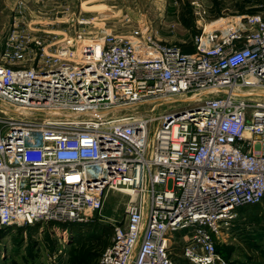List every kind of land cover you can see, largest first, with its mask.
Returning <instances> with one entry per match:
<instances>
[{
    "label": "built area",
    "instance_id": "2783aa9c",
    "mask_svg": "<svg viewBox=\"0 0 264 264\" xmlns=\"http://www.w3.org/2000/svg\"><path fill=\"white\" fill-rule=\"evenodd\" d=\"M200 18L192 52L129 16L126 32L81 46L79 34H9L0 229L86 223L118 192L130 199L98 264H176L171 238L184 231L192 264H224L221 230L264 201V19ZM176 100L155 119L120 115Z\"/></svg>",
    "mask_w": 264,
    "mask_h": 264
},
{
    "label": "rangeland",
    "instance_id": "374dc122",
    "mask_svg": "<svg viewBox=\"0 0 264 264\" xmlns=\"http://www.w3.org/2000/svg\"><path fill=\"white\" fill-rule=\"evenodd\" d=\"M168 5L176 9L177 14L152 16L134 4L130 5L132 8L122 4L124 10L113 9L104 18L103 10H91L97 7H88L84 0H0V63L4 60L5 40L13 31L40 37L47 44L63 38L74 40L79 34L81 40L74 43L81 46L93 43L103 32H126L124 17L129 16L132 21L149 26L157 40L186 52L201 31L202 11L208 15L207 22L220 17L233 21L251 15H261L264 19V0H162L159 8L166 9ZM162 23L171 28L162 30ZM256 97L264 98V93ZM177 102L134 105L120 115L155 119L171 103L176 105ZM156 125L154 120L151 128ZM129 199L126 194L110 192L102 209L92 213L90 220L82 224L40 223L0 229V264H98L112 236L110 220L118 222L123 218ZM184 232L171 238V258L176 264H192L184 255L187 245ZM216 254L224 264H264V201L244 213L237 212L231 224L218 235Z\"/></svg>",
    "mask_w": 264,
    "mask_h": 264
},
{
    "label": "crops",
    "instance_id": "0c3cea01",
    "mask_svg": "<svg viewBox=\"0 0 264 264\" xmlns=\"http://www.w3.org/2000/svg\"><path fill=\"white\" fill-rule=\"evenodd\" d=\"M84 1L86 4H88V7H91V8L97 7V9H91V10H101V11L103 10V13L101 14L104 15V18H106L107 13H109L113 9L115 10L119 9V12L121 10H124L123 9L124 6H122V4L128 5V7L126 8H132L130 5L134 4V6H136L137 8L141 10H147V13L149 15L151 14L152 16L159 15V16L168 17L169 14L171 16L177 14V10L174 8L172 9V7H170L169 5L168 7L165 6L166 9L159 8L160 2H162V0H84ZM98 8H101V9H98ZM161 26H162L161 27L162 30H168L171 28L170 26H168L167 23L165 24L162 23Z\"/></svg>",
    "mask_w": 264,
    "mask_h": 264
},
{
    "label": "trees",
    "instance_id": "16d2710c",
    "mask_svg": "<svg viewBox=\"0 0 264 264\" xmlns=\"http://www.w3.org/2000/svg\"><path fill=\"white\" fill-rule=\"evenodd\" d=\"M190 49H186V52H192V47H189ZM191 50V51H190ZM183 51H185V49H183ZM259 205V204H258ZM258 205H253V207L254 206H258ZM250 207H252V206H245V207H241V208H238L237 210H236V215H237V212H239V213H244V212H246L247 211V208H250ZM103 252V251H102ZM82 259V257L80 258V259H78L77 260V262H80V260ZM75 262V260H73V263Z\"/></svg>",
    "mask_w": 264,
    "mask_h": 264
}]
</instances>
